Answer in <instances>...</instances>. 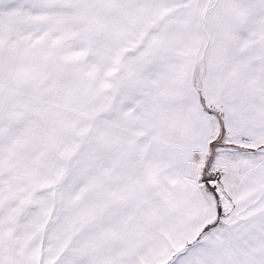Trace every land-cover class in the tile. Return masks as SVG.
<instances>
[{
	"label": "crops",
	"instance_id": "obj_1",
	"mask_svg": "<svg viewBox=\"0 0 264 264\" xmlns=\"http://www.w3.org/2000/svg\"><path fill=\"white\" fill-rule=\"evenodd\" d=\"M237 24L264 0H0V264H264V35L211 32Z\"/></svg>",
	"mask_w": 264,
	"mask_h": 264
},
{
	"label": "rangeland",
	"instance_id": "obj_2",
	"mask_svg": "<svg viewBox=\"0 0 264 264\" xmlns=\"http://www.w3.org/2000/svg\"><path fill=\"white\" fill-rule=\"evenodd\" d=\"M71 2L73 4L79 3L80 0H71ZM73 14L76 15L77 13L74 12ZM204 29H205V32L207 30L208 31L210 30L207 28H204ZM230 29H232V30H230ZM216 30L217 29H211L212 34H214V35H229V34H231L232 35V34H235L234 30H235V32H237L236 34L240 33V34L256 35V34H261V32H262L260 28H258L256 30V27H254V28L243 27L242 24L241 25L237 24V25L233 26V28H229L230 31H228V32H224L223 29H219V32L217 33ZM262 33L264 35V32H262ZM234 46H236V45L233 44L232 47H234ZM239 144L240 143H238L237 140L225 139L224 137L219 139V141L217 142V145H216L218 147L214 151L216 161L212 163V164H216L215 169H217L219 171H224L225 169L232 168V170H233L235 165L241 164L245 160V157L247 155V153H246L247 148H243V147L239 146ZM251 158H252V156H249V159H251ZM248 161L249 160H247V162ZM217 180H218V177H217Z\"/></svg>",
	"mask_w": 264,
	"mask_h": 264
}]
</instances>
